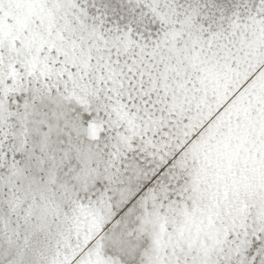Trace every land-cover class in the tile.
<instances>
[{
  "label": "snow or ice",
  "instance_id": "1",
  "mask_svg": "<svg viewBox=\"0 0 264 264\" xmlns=\"http://www.w3.org/2000/svg\"><path fill=\"white\" fill-rule=\"evenodd\" d=\"M0 264H264V0H0Z\"/></svg>",
  "mask_w": 264,
  "mask_h": 264
}]
</instances>
